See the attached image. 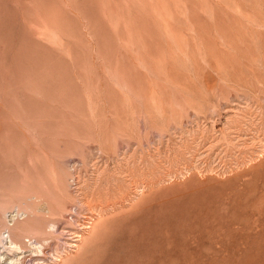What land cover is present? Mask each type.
<instances>
[{
  "label": "rangeland",
  "instance_id": "1",
  "mask_svg": "<svg viewBox=\"0 0 264 264\" xmlns=\"http://www.w3.org/2000/svg\"><path fill=\"white\" fill-rule=\"evenodd\" d=\"M11 215L23 264H264V0H0Z\"/></svg>",
  "mask_w": 264,
  "mask_h": 264
},
{
  "label": "bare ground",
  "instance_id": "2",
  "mask_svg": "<svg viewBox=\"0 0 264 264\" xmlns=\"http://www.w3.org/2000/svg\"><path fill=\"white\" fill-rule=\"evenodd\" d=\"M18 211H16L14 214L17 215ZM25 214L24 212H21L20 215ZM15 215H11L10 220L12 221L11 225H6V236H2V232H0V249H2V251L0 252V260L2 258L5 257V255L7 256L6 259L8 261V264H23V256H22V243L24 242L22 239V234L25 231V223L24 222H19L23 219V217H21V219H18V217L16 218ZM15 216V218H14ZM26 216V215H25ZM24 216V217H25ZM22 223V224H21ZM25 226V227H24ZM53 226V225H52ZM77 227V226H76ZM80 228V227H79ZM78 228V229H79ZM57 229V228H55ZM77 231V230H75ZM74 232V231H73ZM72 233V232H71ZM73 234V233H72ZM77 234V233H76ZM73 236V235H72ZM79 236V235H78ZM77 236V237H78ZM80 237V236H79ZM29 240V239H28ZM30 241V240H29ZM73 241V240H72ZM75 241V240H74ZM25 243V242H24ZM34 243V244H32ZM72 243V242H71ZM32 246H34V251H39L42 253L43 251V244H39L38 246H36L37 242L32 241L30 243ZM72 245V244H69ZM76 245V244H74ZM66 246V245H65ZM73 246V245H72ZM77 246V245H76ZM75 247V246H74ZM2 253L4 254L2 256ZM8 255H7V254Z\"/></svg>",
  "mask_w": 264,
  "mask_h": 264
}]
</instances>
